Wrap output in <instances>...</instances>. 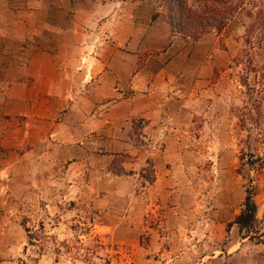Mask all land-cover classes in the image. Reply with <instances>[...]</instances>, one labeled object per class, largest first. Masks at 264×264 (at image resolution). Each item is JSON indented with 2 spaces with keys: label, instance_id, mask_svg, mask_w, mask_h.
<instances>
[{
  "label": "rangeland",
  "instance_id": "rangeland-1",
  "mask_svg": "<svg viewBox=\"0 0 264 264\" xmlns=\"http://www.w3.org/2000/svg\"><path fill=\"white\" fill-rule=\"evenodd\" d=\"M210 2L187 5L198 10ZM219 6L234 7L224 25L188 39L171 34L155 0H0V11L32 9L45 29L46 45L37 51L62 72L57 87L65 101L67 71L82 48L111 64L125 52L118 44L128 47L135 22L141 42L133 75L141 71L142 79L136 101L147 114L121 126L106 117L99 132L85 131L81 111L109 105L94 102L93 87H80L70 118L79 127L61 129L52 155L49 142L57 141L41 137L35 154L44 156L27 164L26 177L13 176L11 199L0 201V264H264V34L257 19L264 0ZM5 40L4 54L25 55L16 31ZM158 72L165 79L153 86L149 78ZM130 87L129 80L125 95ZM44 99V113L56 123L66 104ZM121 130L129 147L112 157L125 171L117 176L95 154L104 137L123 138ZM248 190L256 206L249 234L233 224Z\"/></svg>",
  "mask_w": 264,
  "mask_h": 264
},
{
  "label": "crops",
  "instance_id": "crops-1",
  "mask_svg": "<svg viewBox=\"0 0 264 264\" xmlns=\"http://www.w3.org/2000/svg\"><path fill=\"white\" fill-rule=\"evenodd\" d=\"M129 4L136 5L135 2H129ZM97 6L106 7L105 4ZM16 8L13 9L12 7L11 9L8 7L0 11V82L4 84V88L0 89L1 202H7L11 199V183L13 182V176L19 174L25 175L24 177H26V174L28 175V173H30L25 169L28 168L27 164L30 163V161L31 163L38 164V159L44 156L35 154L37 150L34 144L41 145L44 142L41 137L45 138V135H48L47 137H50L53 141H57L56 143H52L47 139L51 147H56V149L47 153L48 155H52L56 152L59 144L58 142L62 139V137L59 136L61 129L65 126H68V128L65 127L68 130H72L70 128H76L77 125L72 123L70 118L75 116L76 99L78 100L80 98L78 95L82 94V89L80 87L83 86V90L87 86L93 87L92 94H94L95 97L94 102H98L100 105L103 103L109 105V107L101 113L98 111L92 113L93 109L89 112L86 111L85 114L81 111L83 116L82 121H85V123L79 124V126L86 129L85 131L90 128V131L99 132L103 126L109 123V121L105 119L106 117L115 119L113 123H117L115 125L121 126L128 122H132V120L137 117L147 115L145 114V107L139 103L140 101H136V97L140 96V92L137 90L142 89L140 87L142 79H139L140 81L136 80L141 78V71L133 75L138 59L136 54L141 42L136 31L138 27L135 28L133 25L135 22L132 23L131 28L132 39L126 42L128 47L126 48V45L121 46L118 44L120 47H125V52H120L121 56L118 60L116 57H112L113 63L111 61V64H107V62L102 61L100 58L93 57L92 55H85L86 47L82 48L83 55H81L79 61L75 62L74 65H70V68L72 67L74 70L69 69L67 71L68 100L65 101L62 100L65 95L64 92H60L57 87L59 85L58 82L62 79V72L55 71L54 69L52 71V66L55 63L53 64L50 62L51 57L46 53L37 51V49L41 50L42 46L46 45V42L41 36L45 29H41V26H37L32 20L31 16L34 13L32 9L19 11L16 10ZM157 18L149 21L147 26L149 31L153 30ZM12 30L17 32L22 43L25 42L26 51L23 56H11L7 54V51H5V54L3 53L2 48L9 45V40H5V37H7V34H10ZM142 37L143 36H141V38ZM52 44H54V42H52ZM55 44L58 45V42H55ZM171 47L172 44L166 50L169 51ZM168 51H165V53ZM158 74L160 75L152 73L149 78L153 80V82H151L153 86L160 76L165 79V75L162 72H158ZM129 80L132 93L128 96L127 94L125 95L123 87ZM43 83L46 84L45 88H41ZM50 83L52 85H50ZM151 83L149 85H152ZM88 91L91 92V90L87 88L83 94ZM48 95L53 96L55 103L58 104V102H61L66 104V107H61V111L64 113L60 115V119L56 123L52 121L49 122L48 119L50 117H47L44 113L45 105L48 104L46 103L48 100L44 99V96ZM54 96L59 98L56 99ZM120 98L122 99L120 100ZM7 117H20L23 118V121L21 119L20 121H18V119H9L10 121H7ZM118 119L120 122H118ZM53 126L54 130L52 131ZM122 133H125L123 134L125 135L123 138L119 133V137L116 139L104 137L103 141L99 142V147L97 148L98 152H96L95 156L106 161V170L114 154H120L129 147V143L126 140V130H123ZM68 139L71 141L73 140L71 136H69ZM67 141L71 143L69 140ZM76 142L77 141L74 139L72 144L76 145ZM80 144L83 145L84 143L82 142ZM126 152L127 151L124 153Z\"/></svg>",
  "mask_w": 264,
  "mask_h": 264
},
{
  "label": "trees",
  "instance_id": "trees-1",
  "mask_svg": "<svg viewBox=\"0 0 264 264\" xmlns=\"http://www.w3.org/2000/svg\"><path fill=\"white\" fill-rule=\"evenodd\" d=\"M106 1V0H103ZM125 1V0H120ZM161 4L163 17L171 29L172 35H180L183 38H197L210 28H218L225 23V12H231L234 7L220 8V4L225 5L227 0H210L208 4H203L202 8L196 10L187 5V0H155ZM218 5V6H216ZM156 18L157 15H154ZM257 19L264 34V14L259 13ZM115 160H111L110 172L120 176L125 174L123 168L114 167ZM256 206L252 200L250 190L247 191L244 205L236 216L233 224L238 226L239 231L249 234L254 232L256 224Z\"/></svg>",
  "mask_w": 264,
  "mask_h": 264
}]
</instances>
